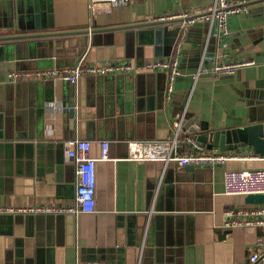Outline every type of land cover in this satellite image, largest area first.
<instances>
[{
  "label": "crops",
  "instance_id": "obj_1",
  "mask_svg": "<svg viewBox=\"0 0 264 264\" xmlns=\"http://www.w3.org/2000/svg\"><path fill=\"white\" fill-rule=\"evenodd\" d=\"M8 1L0 0V34L12 35L82 30L95 23L121 25L131 18L136 22L158 20L174 13L199 18L211 10L214 0H128L108 14L98 15L90 11V0H10L18 13H14L12 27L3 28L9 21L5 15ZM44 1L49 10L45 17ZM247 13L230 15L228 35L221 39L212 22L199 19L188 27L179 58L181 74L171 92L167 91L166 74L144 65L169 57L174 45L169 55L155 56L153 44L146 42L139 49L135 39L134 47L129 48L131 57H125L120 33L112 45L85 49L81 35L38 38V48L47 44L52 60L68 64L60 67L83 58L85 63L119 62L136 68L131 74L83 76L74 86L60 80L10 82V70L31 68L6 63L0 52V207L70 204L75 174L74 165L65 157L66 142H109V160L95 163L94 212L54 222L41 214L17 216L11 235L5 233L8 225L1 221L0 264L248 261L259 231L224 226L229 210L249 204L244 203V196L224 194L223 174L264 168V161L251 148L229 152L241 159L198 167L126 159L128 141L168 140L178 123L182 132L195 126L199 132L202 121L212 129L247 124L248 107L264 103L261 65L217 77L200 74L192 80L194 66L204 54L219 61H264V16ZM45 18L51 28L42 27ZM168 26L173 29L176 24ZM155 45L165 46L163 42ZM70 106L76 114L73 128H69L67 116ZM185 149L181 144L178 150ZM156 205L162 210H156Z\"/></svg>",
  "mask_w": 264,
  "mask_h": 264
},
{
  "label": "built area",
  "instance_id": "obj_2",
  "mask_svg": "<svg viewBox=\"0 0 264 264\" xmlns=\"http://www.w3.org/2000/svg\"><path fill=\"white\" fill-rule=\"evenodd\" d=\"M128 0H90V11L93 15L108 14L113 8L125 5ZM247 13L246 7H240L235 0H214L211 5L210 14L199 18L190 17L187 13H174L162 16L159 20L181 18L179 25V36L173 51L169 57L155 58L148 61L144 68L154 72L166 74L167 91L171 92L176 78L181 74L179 58L183 38L188 27L199 19L212 22L216 26V32L221 39L228 35V18L232 14ZM261 65L264 61L256 62L254 59L241 61L217 60L216 57L204 54L199 60L192 80L196 81L200 74H209L213 77L230 75L237 70ZM136 68L129 63L119 62H83V58L72 66L12 69L7 73L10 82H32V81H64L69 85H76L83 76H107L117 74H131ZM194 132H182L181 124L178 123L172 138L164 141H138L127 142V160L135 162H161L166 165L173 161L180 168L189 165H215L223 164L229 160L241 159L229 152L208 150L204 144L196 140L198 127ZM180 132L182 136L180 137ZM183 144L186 149L179 151ZM109 142L101 140L98 142L82 139H71L65 145V157L74 165V196L70 204H39L24 207H0V214H22V215H79L94 212V187H95V163L97 161L109 160ZM264 161V158H262ZM224 194L232 196H246L249 194H264V168L254 170L225 171L223 174ZM229 218L225 227L253 228L259 233L255 235L252 248L253 251L248 261L238 264H264V204L237 207L229 210ZM87 264H97L88 262Z\"/></svg>",
  "mask_w": 264,
  "mask_h": 264
},
{
  "label": "water",
  "instance_id": "obj_3",
  "mask_svg": "<svg viewBox=\"0 0 264 264\" xmlns=\"http://www.w3.org/2000/svg\"><path fill=\"white\" fill-rule=\"evenodd\" d=\"M10 1V0H9ZM8 1V12L5 15L8 16V20L4 22L3 28H11L13 25V17L16 12L15 6L12 7V1L9 4ZM43 2V0H40ZM44 9V17L48 14V6L46 1ZM17 4V3H16ZM237 5L240 7H246L248 13L257 15L261 14L264 16V0H238ZM247 13V14H248ZM210 11L206 15H209ZM204 15V16H206ZM10 16L12 20H10ZM43 16V15H42ZM191 17V16H190ZM197 17V16H194ZM193 17V18H194ZM199 17V16H198ZM186 19L173 18L164 20H146L143 22H136L134 18L130 19L129 23L121 25H108L98 26L96 23L93 27H89L82 30H65V31H48L44 33H33V34H0V52L4 54V60L6 63L13 62L17 63L22 68H48L52 66L60 67L63 62L58 60H52V56L48 54L49 47L47 44H41L42 47H37L38 38H55L60 36L68 35H81L82 46L85 49L88 45L93 47H99L102 44L112 45L114 38L117 34H121L124 38L126 45L125 57H131L130 46L134 47L135 39L139 49L143 47V44H153V50L155 56H167L172 51V47L177 39L179 28L178 25L181 21ZM175 23L176 26L173 29H169L168 25ZM214 25V23H213ZM43 28H51L52 25L48 23V18L43 19ZM206 33V31H205ZM103 39V41H102ZM81 40V39H80ZM163 42L165 46L163 48L155 45L156 43ZM49 43V42H45ZM128 50V52H127ZM204 50V49H203ZM203 50L197 52L199 58ZM18 61V62H15ZM5 62L3 61V64ZM198 64V63H197ZM195 64V68L197 67ZM65 84H68L65 82ZM67 116L69 118V128H73L75 119V109L70 106L67 110ZM184 114V118H185ZM192 124V120L185 122L184 127H189ZM190 132H194L190 128ZM196 140L204 144L208 150H217L219 152H232L238 151L244 148H251L252 152L259 157H264V103L256 104V106H250L247 109V124L236 126L226 129H212L208 126L205 121L200 122V131L196 132ZM152 162V161H148ZM186 167H198V165H189ZM153 193L151 192L150 198ZM244 203L249 205L264 204V194H249L244 196ZM150 204H148L149 207ZM156 210H162L156 205ZM17 216H36V215H0V222L3 221L8 225V233L11 235V227L17 223ZM52 218V221L63 219L67 215H44ZM0 226V230H2ZM98 251V250H96ZM143 254V252H142ZM141 254V255H142ZM142 259V257H141ZM90 261V260H89ZM88 261V262H89ZM141 261V260H140Z\"/></svg>",
  "mask_w": 264,
  "mask_h": 264
}]
</instances>
